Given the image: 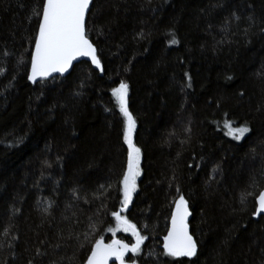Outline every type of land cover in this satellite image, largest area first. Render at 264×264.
I'll use <instances>...</instances> for the list:
<instances>
[{
	"label": "trees",
	"instance_id": "1",
	"mask_svg": "<svg viewBox=\"0 0 264 264\" xmlns=\"http://www.w3.org/2000/svg\"><path fill=\"white\" fill-rule=\"evenodd\" d=\"M41 3L0 0V264H84L96 239L135 242L109 231L127 168L112 95L122 81L141 174L121 214L147 237L125 259L264 264V216H253L264 188V0H94L87 27L102 75L81 61L33 84ZM225 120L250 132L233 140ZM181 194L197 241L191 260L161 255Z\"/></svg>",
	"mask_w": 264,
	"mask_h": 264
},
{
	"label": "snow or ice",
	"instance_id": "2",
	"mask_svg": "<svg viewBox=\"0 0 264 264\" xmlns=\"http://www.w3.org/2000/svg\"><path fill=\"white\" fill-rule=\"evenodd\" d=\"M94 6V0H42L39 6L32 8V16L38 17V29L34 37V50L31 52V71L28 80L33 84L38 80H46L53 73L64 74L73 66V62L81 57L90 58L96 68L101 69V61L97 55V48L90 40V33L87 27L88 17ZM98 34H103V29L98 30ZM143 35V34H141ZM173 45L178 41L174 34L171 40ZM4 55H10L4 52ZM24 56L21 54L18 59L19 64H23ZM188 78L186 87H191V77L185 73ZM231 79V77H229ZM128 84L123 81L119 86L112 89V95L116 98L119 105V112L125 118V129L123 140L127 145V168L123 173L120 184L123 190V200L119 211L111 213L115 220V227L109 228L112 236L117 232H131L135 237V243L129 245L119 239H112L111 243H104L103 238L96 239L90 248V254L87 255L84 264H109L110 259L115 258L119 264H125V257L128 253L138 254L141 246L147 237L140 234L135 224L131 223L121 213L127 210L131 203L132 194L136 191V181L141 174L140 157L141 149L133 143L132 135L135 129L136 121L128 109ZM242 95V93H241ZM224 127L228 130L226 135L231 136L233 140H241L250 132V128L245 125L233 126V122L225 120ZM194 165L190 164L189 167ZM179 193V189H177ZM252 193H246L241 197L242 209L246 206ZM175 209L171 214V227L164 237L163 253L161 255L171 258H191L197 256V241L189 232L188 217L189 202L184 195L174 201ZM255 211L253 216L259 217L264 214V190L259 191L255 196ZM71 238V236H69ZM79 240V237H76ZM85 240L88 234H84ZM41 244L44 241L40 242ZM56 244L54 247H59ZM84 247L83 244L80 245ZM36 249V256L46 255ZM28 264H33L30 260ZM52 264H56L55 261ZM135 264V261H133Z\"/></svg>",
	"mask_w": 264,
	"mask_h": 264
},
{
	"label": "water",
	"instance_id": "3",
	"mask_svg": "<svg viewBox=\"0 0 264 264\" xmlns=\"http://www.w3.org/2000/svg\"><path fill=\"white\" fill-rule=\"evenodd\" d=\"M34 50V45H33V48H32V51ZM81 61H87V62H89L90 64H91V66L95 69V70H97V71H99V73L102 75V71H101V69H98V68H96L95 67V65H93L92 64V62H91V60H90V58H88V57H81V58H79L78 60H76V61H74L73 62V66L68 70V72H65L64 74H59V73H53L52 74V76H50V77H48L47 79H50V78H52V77H55V76H62V77H64V76H66V75H68L70 72H71V70H72V68L74 67V65L75 64H77V63H79V62H81ZM102 66V65H101ZM30 71H31V65H30V67H29V73H28V75L30 74ZM46 79V80H47ZM40 81H43V80H38L37 82H40ZM31 82V81H30ZM32 83V82H31ZM262 190H264V188L262 189ZM257 206V205H256ZM175 209V208H174ZM174 211V210H173ZM190 211V210H189ZM191 212V211H190ZM261 216H264V214H261ZM190 217H191V215L188 217V222H189V219H190ZM255 218H258V217H256V216H254ZM171 227V217H170V220H169V225H168V229H167V232H166V235H167V233H168V230H169V228ZM189 232H190V228H189ZM191 234V233H190ZM165 235V236H166ZM114 239H119V240H122L121 238H114ZM104 240V239H103ZM123 242H125L124 240H122ZM104 243H111V241L110 242H108V241H105L104 240ZM125 243H127V242H125ZM135 243V242H134ZM134 243H128L129 245H132V244H134ZM129 254V253H128ZM116 260H115V258H112V259H110V261H109V264H112L113 262H115ZM125 264H133V261H131V260H125ZM136 264V263H135Z\"/></svg>",
	"mask_w": 264,
	"mask_h": 264
},
{
	"label": "rangeland",
	"instance_id": "4",
	"mask_svg": "<svg viewBox=\"0 0 264 264\" xmlns=\"http://www.w3.org/2000/svg\"><path fill=\"white\" fill-rule=\"evenodd\" d=\"M140 161H141V160H140ZM140 170H141V167H140ZM139 177H140V176H139ZM139 177L137 178V181H138ZM137 181H136V185H137ZM136 189H137V187H136ZM112 264H119V262H118V261H115V262H113Z\"/></svg>",
	"mask_w": 264,
	"mask_h": 264
},
{
	"label": "flooded vegetation",
	"instance_id": "5",
	"mask_svg": "<svg viewBox=\"0 0 264 264\" xmlns=\"http://www.w3.org/2000/svg\"><path fill=\"white\" fill-rule=\"evenodd\" d=\"M125 260H127V259H125Z\"/></svg>",
	"mask_w": 264,
	"mask_h": 264
},
{
	"label": "bare ground",
	"instance_id": "6",
	"mask_svg": "<svg viewBox=\"0 0 264 264\" xmlns=\"http://www.w3.org/2000/svg\"><path fill=\"white\" fill-rule=\"evenodd\" d=\"M34 44V43H33Z\"/></svg>",
	"mask_w": 264,
	"mask_h": 264
}]
</instances>
